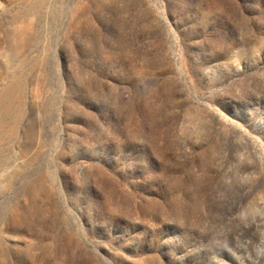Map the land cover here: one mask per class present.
Segmentation results:
<instances>
[{
    "label": "rangeland",
    "instance_id": "rangeland-1",
    "mask_svg": "<svg viewBox=\"0 0 264 264\" xmlns=\"http://www.w3.org/2000/svg\"><path fill=\"white\" fill-rule=\"evenodd\" d=\"M0 264H264V0H0Z\"/></svg>",
    "mask_w": 264,
    "mask_h": 264
}]
</instances>
